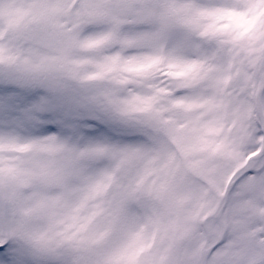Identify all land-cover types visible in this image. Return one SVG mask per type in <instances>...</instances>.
<instances>
[{
    "label": "snow or ice",
    "instance_id": "obj_1",
    "mask_svg": "<svg viewBox=\"0 0 264 264\" xmlns=\"http://www.w3.org/2000/svg\"><path fill=\"white\" fill-rule=\"evenodd\" d=\"M0 264H264V0H0Z\"/></svg>",
    "mask_w": 264,
    "mask_h": 264
}]
</instances>
